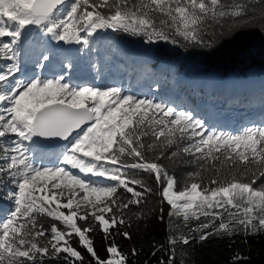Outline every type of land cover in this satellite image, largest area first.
I'll list each match as a JSON object with an SVG mask.
<instances>
[{
	"label": "snow or ice",
	"instance_id": "1",
	"mask_svg": "<svg viewBox=\"0 0 264 264\" xmlns=\"http://www.w3.org/2000/svg\"><path fill=\"white\" fill-rule=\"evenodd\" d=\"M29 26L84 49L101 30L212 48L264 33V0H0V59L10 62L0 68V193L9 202L0 205V264H128L114 237L131 240L127 229L153 216L168 234L167 248L153 245V255L167 252L159 264H189L209 238L264 234V122L228 132L120 86L73 84L71 61L53 71L59 50L47 41L32 59L51 78L21 79ZM34 138L66 142L55 166L42 163ZM182 166L194 170L178 187L170 169ZM95 233L107 242L105 259ZM243 259L237 253L232 264Z\"/></svg>",
	"mask_w": 264,
	"mask_h": 264
},
{
	"label": "trees",
	"instance_id": "2",
	"mask_svg": "<svg viewBox=\"0 0 264 264\" xmlns=\"http://www.w3.org/2000/svg\"><path fill=\"white\" fill-rule=\"evenodd\" d=\"M111 39L110 46L115 44L116 41H121L128 47H132L137 51H143L149 54L152 58V62H141L137 65L138 73L135 76V80L143 81L142 76L147 78L154 77V71L157 70L159 75L164 77L167 82L155 90L158 98L161 96H169L173 93L178 98L182 107L178 104H172L176 107L187 108L194 111L195 116L198 108L195 101L198 96L203 98V109L200 111L207 114L209 108L210 97H205V91L202 87H195L185 84L181 79L182 77L192 75H213L222 80H229L228 78H248L251 77L254 80L260 82L262 76H264V33L258 30H253L248 33L243 40H229L224 39L219 41L212 48H188L185 50L182 47L174 46L172 44H165L160 42L158 44L149 45L142 41L139 37H132L126 34H117L106 31ZM83 35V33L81 34ZM94 40L90 49H84V56L86 61L96 62L99 54H105L103 45ZM120 53L125 54V50L122 47H118ZM6 61L0 59V63ZM161 63H167L173 65V70H160L159 65ZM96 68L99 66L96 65ZM142 75V76H140ZM225 81V82H226ZM132 87L130 90L132 91ZM256 90V91H255ZM264 92V84L259 83L256 87H248L244 89L241 96L250 97L254 92ZM235 94L232 91L226 93L225 103L229 104L227 100H234ZM164 102V101H160ZM188 104V107H183L184 103ZM168 103V102H164ZM223 101L219 102V105L225 108ZM170 104V103H169ZM231 106V104H229ZM232 120L237 125V130L240 131L246 125H252L246 119L242 118V114L228 113ZM257 124L261 123V119H256ZM194 170V166H182L176 169H170L177 180L178 187L182 186L183 178L187 173ZM141 176H147L145 173H140ZM100 179V178H99ZM154 188L157 187L154 179L150 181ZM121 192L124 190L121 189ZM2 193H0V203L5 204V208L9 206L7 200L2 199ZM130 195V194H128ZM156 199V198H154ZM164 216L167 221L168 205H164ZM67 212V210H64ZM77 223H83L77 221ZM131 233V240L125 239L122 236H115V243L119 250L123 254L128 255V264H159L161 259H167V252L161 251L153 255V245H164L167 248L166 239V223L161 222L156 216H153L149 221L145 223H135L129 229ZM113 231H115L113 229ZM94 238V247L100 258L105 259L108 257L106 252L107 242L105 241L102 233L91 234ZM235 243L230 242L227 239L209 238L202 245H196L195 250L191 253L189 264H232V258L235 254H241L244 259L241 264H264V234L259 236H250L245 242L242 236L234 237ZM75 245V242H74ZM179 247V246H178ZM187 247V246H185ZM136 248L138 255L132 256L131 250ZM85 256L86 260L91 257L82 248L78 249ZM59 264H64L60 261ZM79 264V262H76ZM179 264V257L177 259Z\"/></svg>",
	"mask_w": 264,
	"mask_h": 264
},
{
	"label": "rangeland",
	"instance_id": "3",
	"mask_svg": "<svg viewBox=\"0 0 264 264\" xmlns=\"http://www.w3.org/2000/svg\"><path fill=\"white\" fill-rule=\"evenodd\" d=\"M100 33L101 32L99 31L94 37L100 38ZM43 37L48 38L46 36H43ZM106 39L107 38H102L103 41H106ZM117 45L122 46V43H117ZM117 48H118L117 46H112L111 53H112L113 58L110 59V63H111L110 67L108 68V70H106L103 73V75H105L106 78H109L106 75V73L115 74V73H118L121 68L122 69L126 68L125 70L124 69L123 70L125 72H128L129 67L130 68L134 67L137 61L146 60L144 58V56H141L137 52L129 53V54H127V57H124L123 54H121ZM78 50L79 51L77 54H75V52L72 53L71 63H72V65H76L80 68L85 69L84 66L82 65V56L83 55L81 53V48ZM75 56H76V58H75ZM74 59H75V62H73ZM100 62L104 63V59H102ZM167 67H168V65H166V64H160L159 65V68L163 69V70H165ZM168 69H170V68H168ZM128 73H134V70H130V72H128ZM97 75H98V78H100L102 74L97 73ZM161 77L157 76L156 80L154 81V84L160 83V81L162 80ZM163 79H164V77H163ZM181 80L185 84L187 83L190 86L202 87L203 89L206 90V95L211 96V94H212V97L215 99L217 98V100H219V101H221V99H224L225 93H227L229 90L235 94L236 98H238L237 96L242 97L241 95H242L244 89H247L248 87H256L259 85V83L264 84V76L261 77L260 82L252 79L251 77H248L246 79H244V78H229V80L226 81V80L219 79V78L212 76V75H192V76H188V77H182ZM98 84L100 86H104V84H102L101 81H99L97 83V85ZM111 84H113L115 86H120L123 89H126L124 81L121 78H114V81ZM85 86H88V85H85ZM91 87H93V86H91ZM139 96L144 97L147 95L143 93L142 95H139ZM147 97H150V96H147ZM262 97H264V94H262L261 91L259 90V92L258 91L255 92L253 96H251L249 99L246 98L243 102H239L238 100L232 101V102H236V104L238 105V109L235 110V112L242 111L247 103H250L251 105H253L252 103L254 101H257V99H260ZM197 102H198L197 106L200 107L201 103L199 102V98H198ZM237 102H239V103H237ZM220 110H221V108L219 106H217L215 103H211L209 106V115L207 118L208 122L211 124L218 125L219 127L223 128V129L234 128V126L231 124V120L228 116H225L224 114H219L221 112ZM261 112H262V106L261 107L259 105L254 106L253 116H258V115H260ZM202 118H204V117H202ZM44 165L55 166V165H48V164H44ZM73 171L76 172L78 170H73Z\"/></svg>",
	"mask_w": 264,
	"mask_h": 264
},
{
	"label": "water",
	"instance_id": "4",
	"mask_svg": "<svg viewBox=\"0 0 264 264\" xmlns=\"http://www.w3.org/2000/svg\"><path fill=\"white\" fill-rule=\"evenodd\" d=\"M36 141L39 143V145L41 147H43L44 149H55L58 147H61L62 145H64L66 142L59 140V139H45V138H35Z\"/></svg>",
	"mask_w": 264,
	"mask_h": 264
},
{
	"label": "bare ground",
	"instance_id": "5",
	"mask_svg": "<svg viewBox=\"0 0 264 264\" xmlns=\"http://www.w3.org/2000/svg\"><path fill=\"white\" fill-rule=\"evenodd\" d=\"M228 81V80H227Z\"/></svg>",
	"mask_w": 264,
	"mask_h": 264
}]
</instances>
